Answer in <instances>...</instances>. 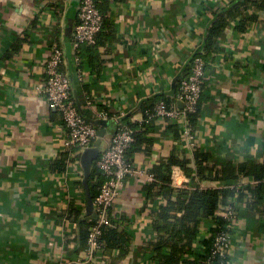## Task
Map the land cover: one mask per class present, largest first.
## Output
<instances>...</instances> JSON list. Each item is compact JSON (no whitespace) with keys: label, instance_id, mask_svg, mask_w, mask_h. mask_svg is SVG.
Masks as SVG:
<instances>
[{"label":"crops","instance_id":"1","mask_svg":"<svg viewBox=\"0 0 264 264\" xmlns=\"http://www.w3.org/2000/svg\"><path fill=\"white\" fill-rule=\"evenodd\" d=\"M239 1L101 0L107 19L98 46L85 44L73 51L72 67L68 59L63 66L81 113L90 120L106 113L114 126L116 119L142 122L146 109L161 97L181 107L177 88L191 72V57L203 53L212 24ZM70 2L0 0V264L89 259L77 252L78 222L68 216L72 206L82 210L80 217L85 214L83 170L75 149L67 145L61 113L41 92L54 45L66 52ZM242 21L244 31L238 28ZM218 43L207 64L194 138H187L180 125L176 134L170 126L175 122L160 117L142 129L147 140L130 148L135 149L130 159L147 172L169 165L174 191L229 187L232 205H221L218 214L231 205L237 215L230 264H264V212L249 205L252 195L238 200L239 187L256 185L255 178L240 175L231 183L205 178L196 175L194 158L196 151L210 155L206 164L212 172L207 174L213 178L228 163L264 162V11L251 5L240 11ZM100 129L107 130L106 148L112 131L106 124ZM151 183L144 175L126 179L110 211L127 227L129 253L121 257L118 250H99L91 264H156L146 252L158 233L153 220L177 195L166 197L153 189L150 196ZM171 214L172 221L184 215L176 208ZM214 225L213 217L202 220L195 246Z\"/></svg>","mask_w":264,"mask_h":264},{"label":"trees","instance_id":"2","mask_svg":"<svg viewBox=\"0 0 264 264\" xmlns=\"http://www.w3.org/2000/svg\"><path fill=\"white\" fill-rule=\"evenodd\" d=\"M255 6L264 11V0H241L234 7H232L227 13L221 15L210 27L208 37L205 41V48L202 55L207 64L211 54L217 52L220 49L219 38L226 26L234 20L235 16L246 9L249 6ZM97 6L103 15V25L100 32L97 35V42L94 45H86L89 48H96L98 46V37L101 32L104 31L106 26V9L103 7L101 0L97 1ZM239 30L244 31L246 29L245 22L242 21L238 26ZM84 46V45H83ZM82 47V46H81ZM192 65V64H191ZM190 74V73H189ZM189 74H184L181 79L185 78ZM202 96L197 104V108L194 112L188 115V124L192 131H195V127L198 122V118L202 109ZM160 100L165 101V103L170 106L172 102L176 104V101H169L166 97H161ZM159 100V101H160ZM156 105V104H155ZM154 106H149L145 113V118L142 122H130L123 121L129 126H131L135 133V142L133 146H137L140 142L147 140L142 132L143 128H148L151 126L157 117L150 116ZM171 128L178 135L179 124L173 123L170 125ZM131 147V148H132ZM134 149V148H133ZM129 149L127 153V159L134 163L130 159V154L134 150ZM76 157H80V153L77 149ZM195 164H196V175H202L205 178L221 179L228 183L235 181L240 175L252 176L256 180V185H241L238 189V200L242 202L246 195H252V201L249 205L253 208L264 212V162L257 163L255 160L249 158L244 163L242 162L238 166H234L231 163L226 164L221 170L216 171L215 178L211 177L212 168L206 163L210 158V155L200 151H196L194 154ZM177 162V161H172ZM179 163L186 166L188 161L182 160ZM66 161L62 162L60 166L61 170H64ZM169 165L156 167L152 170L154 174V180L148 186L149 195L154 196L153 189L161 191L164 196L171 197L175 192L177 195L176 201L168 202L167 206H163L160 211L156 213L153 220L156 230L158 231L156 238L149 243L147 247V254L154 258L156 264H207L209 258H212L216 262L221 260H229L230 256L226 255L223 257L219 255H213L215 237L220 230H228L230 233L233 231V227H228L227 220L218 214V210L221 205L231 204L228 200L229 187L224 188H214L207 187L202 188L201 186L195 187L193 189H182L174 191L171 186V180L169 177ZM190 172L192 169L187 167ZM104 181L103 175L99 169L95 166L92 176L90 178V188L93 198L97 196L100 192V187ZM157 187V188H156ZM234 205V204H233ZM179 209L183 211L184 215L181 219L177 221L170 220L174 217L171 214L172 209ZM82 213L81 209L71 207L69 209V217H72L73 221L79 222L80 215ZM213 217L215 220V225L211 227L210 234L205 239L201 240L200 247L194 245V241L197 238V234L200 230L201 222L204 218ZM109 223L102 226V233L100 235V242L102 243L101 250L108 253L112 250H118L121 257H125L130 251L131 236L128 233L127 227L122 223L116 222L110 214ZM96 220H83L80 223L79 235L76 238V248L77 252L82 256L86 254L88 247V236L90 234L92 226L95 224ZM86 259V258H85ZM70 264H91L90 259L84 260V262H73Z\"/></svg>","mask_w":264,"mask_h":264},{"label":"built area","instance_id":"3","mask_svg":"<svg viewBox=\"0 0 264 264\" xmlns=\"http://www.w3.org/2000/svg\"><path fill=\"white\" fill-rule=\"evenodd\" d=\"M98 0H82L78 9L77 19L72 37L73 51L78 52L83 45H94L97 42V35L103 25V15L97 6ZM67 61L66 52L60 45H54L52 53L47 61L45 84L41 89L42 94L50 105L57 109L63 118L65 127L68 130L67 145L77 149L80 153L83 148L93 145L98 137L97 128L81 113L78 105L72 96L71 80L63 66ZM206 76V62L202 55L196 54L193 57L191 72L181 79L177 88L176 99L182 102L183 106L175 103L168 106L165 101H159L150 116L167 117L169 120L178 123L183 134L194 138V132L188 124V115L194 112L202 96L204 89V78ZM102 118H109L102 113ZM134 129L123 122L118 121L116 132L112 135L109 145L103 148L95 166L103 175L104 181L100 192L94 198L97 220L92 226L88 236V247L86 254L90 259L95 253L101 250L102 243L100 235L102 226L109 223L110 211L114 206L122 184L131 177L144 175L147 181L154 180V174L143 168L136 167L127 159V153L135 142ZM226 207V206H225ZM219 215L223 216L228 227H234L237 221L236 211L233 206L228 205ZM231 233L228 230L218 231L215 237L213 255L230 256ZM229 260L216 262L209 258L207 264H230Z\"/></svg>","mask_w":264,"mask_h":264},{"label":"water","instance_id":"4","mask_svg":"<svg viewBox=\"0 0 264 264\" xmlns=\"http://www.w3.org/2000/svg\"><path fill=\"white\" fill-rule=\"evenodd\" d=\"M81 1L82 0H71L70 2L71 12H70L69 18L66 21V25L64 28V38L66 41L65 43L66 57L69 61L70 68L72 67V56H73L72 37H73L74 27H75V23L77 19V13H78V9L81 4ZM198 53H200L199 50L195 52V54L191 57V60ZM178 103L183 106L182 102L178 101ZM87 119L96 128L99 124L110 125L112 135L116 132L118 121H120V119L112 120L114 124L113 126L109 118H101L97 120H90L89 118ZM106 131H107L106 129L97 130L98 137L93 143V145L83 148L82 151L80 152L79 160H80V164L83 170L82 185L86 193V208H85V214L80 217L79 222H78V235H79L81 221L97 220L98 218L97 213L95 212L94 198H93L91 188H90V178L95 168V162L98 159L101 151L103 150L102 140L107 134Z\"/></svg>","mask_w":264,"mask_h":264}]
</instances>
